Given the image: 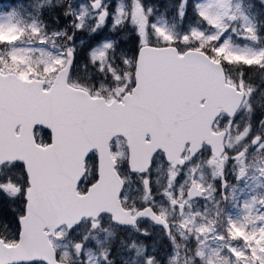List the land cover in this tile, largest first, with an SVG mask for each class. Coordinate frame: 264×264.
<instances>
[{
    "label": "snow or ice",
    "instance_id": "6c2138e0",
    "mask_svg": "<svg viewBox=\"0 0 264 264\" xmlns=\"http://www.w3.org/2000/svg\"><path fill=\"white\" fill-rule=\"evenodd\" d=\"M0 37V264H264V0H26Z\"/></svg>",
    "mask_w": 264,
    "mask_h": 264
},
{
    "label": "rangeland",
    "instance_id": "374dc122",
    "mask_svg": "<svg viewBox=\"0 0 264 264\" xmlns=\"http://www.w3.org/2000/svg\"><path fill=\"white\" fill-rule=\"evenodd\" d=\"M5 1H8L11 5H15V4H17V5H19V4H24L25 6H26V0H5ZM9 4V5H10ZM18 10H20V11H22L23 9L22 8H20V9H18ZM0 38H4V37H0ZM6 38H12V36H11V34L9 33V34H7V37ZM251 183V182H250ZM253 187L255 186L254 184L252 185ZM250 190V189H249ZM142 227H145V228H149V230L150 231H152V229L154 230V232H156L157 230L156 229H154V228H151L150 226H148V225H142ZM133 235H135V234H133ZM126 237L128 236V234H126L125 235ZM124 235H123V237H124V239H126L127 240V238L125 237ZM136 237V236H135ZM101 239H103V236H101ZM145 239H149L151 242H153L155 239H156V236L154 235L153 237H150V238H145ZM136 240V239H135ZM115 244H119V241L116 243V241H115ZM148 245V244H147ZM127 253V252H126Z\"/></svg>",
    "mask_w": 264,
    "mask_h": 264
},
{
    "label": "flooded vegetation",
    "instance_id": "af4514ba",
    "mask_svg": "<svg viewBox=\"0 0 264 264\" xmlns=\"http://www.w3.org/2000/svg\"><path fill=\"white\" fill-rule=\"evenodd\" d=\"M129 188L131 189L130 198L139 195V193L136 191V184L129 186Z\"/></svg>",
    "mask_w": 264,
    "mask_h": 264
}]
</instances>
